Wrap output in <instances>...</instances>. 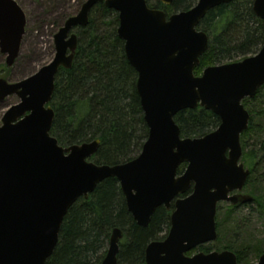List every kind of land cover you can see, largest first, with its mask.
Returning a JSON list of instances; mask_svg holds the SVG:
<instances>
[{
    "label": "water",
    "instance_id": "water-1",
    "mask_svg": "<svg viewBox=\"0 0 264 264\" xmlns=\"http://www.w3.org/2000/svg\"><path fill=\"white\" fill-rule=\"evenodd\" d=\"M174 1L160 0L165 6ZM234 1L198 0L190 9L168 15L147 0H85L53 36L50 63L21 81L0 78V102L18 99L0 125V264H46L69 210L108 178L119 181L139 226L148 227L159 207L170 210L175 201L169 233L147 246L146 264H239L230 250L188 256L217 240L219 203L253 202L240 193L250 176L241 162V135L250 120L243 101L264 86V43L255 55L195 75L210 44L208 34L199 30L201 21ZM101 3L118 13L117 33L138 74L136 88L149 129L140 154L116 165L91 161L99 139L64 147L51 134L56 77L60 68H72L78 48L75 30L88 26L91 11ZM252 8L264 21V0H254ZM26 26L18 2L0 0V52L8 68L20 54ZM198 107L217 115L221 124L202 137H182L175 117ZM122 238L123 232L114 228L101 264H119ZM255 264H264V254Z\"/></svg>",
    "mask_w": 264,
    "mask_h": 264
},
{
    "label": "trees",
    "instance_id": "trees-1",
    "mask_svg": "<svg viewBox=\"0 0 264 264\" xmlns=\"http://www.w3.org/2000/svg\"><path fill=\"white\" fill-rule=\"evenodd\" d=\"M197 1L175 0L171 6L163 5L160 0L154 4L147 0V3L172 14L190 9ZM253 2L236 0L223 4L201 21L199 30L208 34L210 44L195 69L196 76L207 67L237 62L259 52L264 43V21L254 14ZM118 26V13L104 3L91 11L88 26L75 30L78 48L73 66L69 70L60 68L50 104L55 112L52 136L64 147L99 139V149L91 158L99 165L133 160L140 154L149 134L136 88L138 74L126 57L125 42L118 36ZM243 103L251 120L242 135L245 153L242 163L251 169L255 158L251 153L253 145L264 150V86L254 98L245 99ZM253 103H259L257 111H253ZM175 121L182 137L192 138L211 133L221 124L217 115L202 107L181 111ZM185 168L183 164L179 172ZM263 181L255 182L258 189L253 185L252 175L247 181L248 191L254 188L260 200L258 212H250L238 223L235 208L229 206L227 214L220 218L219 212L216 218L218 239L214 246L219 251H233L239 264H255L264 254V239H242L252 217L264 218ZM171 213L161 206L148 227L139 226L128 211L119 181L108 178L97 186L89 199H79L69 210L59 243L46 264H101L114 228L124 233L119 243L118 263L146 264L145 250L151 242L166 238ZM191 254L192 251L188 253Z\"/></svg>",
    "mask_w": 264,
    "mask_h": 264
},
{
    "label": "rangeland",
    "instance_id": "rangeland-1",
    "mask_svg": "<svg viewBox=\"0 0 264 264\" xmlns=\"http://www.w3.org/2000/svg\"><path fill=\"white\" fill-rule=\"evenodd\" d=\"M27 16L26 35L23 38L18 60L10 68L6 67V56L0 53V78L10 82L21 81L41 67L50 63L55 54L53 36L67 18L77 14L85 0H18ZM156 0H152V4ZM153 7V6H152ZM8 70H6V68ZM18 102L12 96L0 102V125L4 112ZM228 203H220V218L229 212ZM247 209L235 210L238 223L245 218ZM243 223V222H242ZM264 239V218L252 217L242 239Z\"/></svg>",
    "mask_w": 264,
    "mask_h": 264
},
{
    "label": "flooded vegetation",
    "instance_id": "flooded-vegetation-1",
    "mask_svg": "<svg viewBox=\"0 0 264 264\" xmlns=\"http://www.w3.org/2000/svg\"><path fill=\"white\" fill-rule=\"evenodd\" d=\"M163 10V9H162ZM168 14V13H167ZM168 15H170V14H168ZM26 34V33H25ZM25 36V35H24ZM24 38V37H23ZM1 53V52H0ZM2 54V53H1ZM243 105H244V103H243ZM253 111H255V109H256V111H257V107L259 106V103H253ZM244 107H245V109L249 112V110L246 108V106L244 105ZM249 114H250V112H249ZM255 114V113H254ZM256 115V114H255ZM250 120H251V114H250ZM250 120H249V125H250ZM249 128V127H248ZM248 130V129H247ZM246 130V131H247ZM245 131V132H246ZM243 135V134H242ZM242 135H241V140H242ZM241 145H242V141H241ZM254 147H252L251 148V153L254 155L253 157H255L254 158V165H253V167L250 169V168H247V167H245L246 169H248V170H250V176L252 175L253 176V185H255L256 186V184H255V182L256 183H258L259 184V182H261V181H263L264 180V150H263V148L262 147H260V146H258V145H253ZM244 156H245V153H244V151H243V154H242V158H241V162H243V159H244ZM184 172V171H183ZM182 172V173H183ZM182 173H180L179 172V174L181 175ZM249 176V177H250ZM249 179V178H248ZM248 181V180H247ZM263 183H264V181H263ZM255 189H258V186H256V188ZM255 189L253 188V189H251V192L250 191H248V189H247V182H246V184H245V186H244V188H243V190H242V192H240V193H242L243 195H250V196H252L253 197V202H251V203H247V204H239V205H237V206H233V205H231V204H229L230 206H232V207H234L235 208V210H241V209H247L248 211H249V213L248 214H250V212H258L259 211V204H260V200H259V198H258V196L256 195V191H255ZM259 200V201H258ZM174 202L175 201H173L172 203H171V208H170V210H168V211H171V212H173V210H174ZM220 210H221V207H220V203L218 204V208H217V215H218V213L220 212ZM247 214V215H248ZM217 215H216V218H217ZM216 223H217V221H216ZM217 233H218V228H217ZM123 236H124V233H123ZM167 237V236H166ZM123 239V238H122ZM121 239V240H122ZM165 239V238H164ZM163 239V240H164ZM218 239V238H217ZM121 240H120V242H121ZM217 241V240H216ZM216 241H214V242H211V243H208V244H205V245H202V246H199L198 248H196V249H194V250H192V254L191 255H188V256H192V255H194V254H197V253H200V252H204V253H210V252H213V251H219V250H217L216 249V247L214 246V244L216 243ZM213 245V246H212ZM222 251H224V250H222ZM191 252V251H190ZM219 252H221V251H219Z\"/></svg>",
    "mask_w": 264,
    "mask_h": 264
}]
</instances>
